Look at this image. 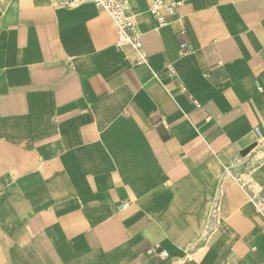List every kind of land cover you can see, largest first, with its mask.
Wrapping results in <instances>:
<instances>
[{
    "label": "crops",
    "instance_id": "1",
    "mask_svg": "<svg viewBox=\"0 0 264 264\" xmlns=\"http://www.w3.org/2000/svg\"><path fill=\"white\" fill-rule=\"evenodd\" d=\"M165 1L0 0V264H264V0Z\"/></svg>",
    "mask_w": 264,
    "mask_h": 264
},
{
    "label": "built area",
    "instance_id": "2",
    "mask_svg": "<svg viewBox=\"0 0 264 264\" xmlns=\"http://www.w3.org/2000/svg\"><path fill=\"white\" fill-rule=\"evenodd\" d=\"M59 6L72 8L85 3H92L105 12L117 29L116 46L122 49L131 46L138 56V64H147L148 56L144 49L142 34L138 29L137 17L124 0H55ZM179 4H167L165 0H151L150 14L156 20V29L166 26L170 17L177 12ZM161 256L169 259V254L162 251Z\"/></svg>",
    "mask_w": 264,
    "mask_h": 264
},
{
    "label": "water",
    "instance_id": "3",
    "mask_svg": "<svg viewBox=\"0 0 264 264\" xmlns=\"http://www.w3.org/2000/svg\"><path fill=\"white\" fill-rule=\"evenodd\" d=\"M256 138L254 135L246 138L240 143V146L242 148V155H247L252 149L256 147Z\"/></svg>",
    "mask_w": 264,
    "mask_h": 264
}]
</instances>
